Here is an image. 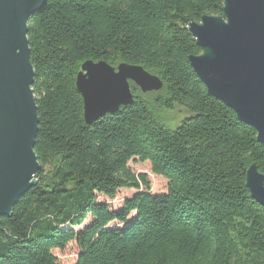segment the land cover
Instances as JSON below:
<instances>
[{
  "label": "trees",
  "instance_id": "1",
  "mask_svg": "<svg viewBox=\"0 0 264 264\" xmlns=\"http://www.w3.org/2000/svg\"><path fill=\"white\" fill-rule=\"evenodd\" d=\"M224 0H46L28 22L39 132L36 184L0 217V264H264V207L246 173L264 175L257 132L210 96L189 58V25ZM142 66L163 81L92 125L76 80L83 64ZM189 116L172 129L160 115ZM167 182L154 195L131 161ZM122 190L137 193L115 211ZM113 223L123 225L112 227Z\"/></svg>",
  "mask_w": 264,
  "mask_h": 264
},
{
  "label": "water",
  "instance_id": "2",
  "mask_svg": "<svg viewBox=\"0 0 264 264\" xmlns=\"http://www.w3.org/2000/svg\"><path fill=\"white\" fill-rule=\"evenodd\" d=\"M46 0H0V217L36 184L40 164L34 152L39 132L32 89L28 22ZM201 54L190 66L208 94L257 132L264 146V0H224L223 16H203L189 25ZM131 83L143 94L158 93L163 81L142 66L88 61L77 76L84 121L92 125L135 102ZM250 196L264 207V175L246 173Z\"/></svg>",
  "mask_w": 264,
  "mask_h": 264
},
{
  "label": "rangeland",
  "instance_id": "3",
  "mask_svg": "<svg viewBox=\"0 0 264 264\" xmlns=\"http://www.w3.org/2000/svg\"><path fill=\"white\" fill-rule=\"evenodd\" d=\"M160 115L164 118L167 126L176 129L181 122L189 116V113L185 109L176 106L174 110L163 111ZM129 166L137 175L144 174L147 176L151 186L150 192L152 194L160 195L167 192V182L162 178L154 176L148 163H141L138 160H134L130 162ZM136 193L137 192L134 190H122L113 201L106 200L105 198H101V200L107 202L111 209L118 211L123 207L125 200L132 198ZM111 226L119 228L123 227V225L118 223H113ZM56 255L62 264H73L76 258V250L70 247L65 253H56Z\"/></svg>",
  "mask_w": 264,
  "mask_h": 264
}]
</instances>
